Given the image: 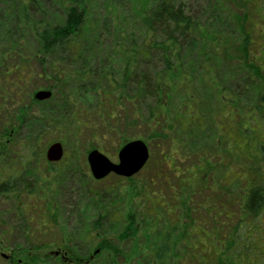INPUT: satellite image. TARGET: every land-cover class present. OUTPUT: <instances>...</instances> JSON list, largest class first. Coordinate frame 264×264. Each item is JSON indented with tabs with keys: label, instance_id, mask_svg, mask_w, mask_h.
<instances>
[{
	"label": "trees",
	"instance_id": "1",
	"mask_svg": "<svg viewBox=\"0 0 264 264\" xmlns=\"http://www.w3.org/2000/svg\"><path fill=\"white\" fill-rule=\"evenodd\" d=\"M90 1L0 0V247L15 253L0 264H264L247 235L264 212V143L240 195L208 173L228 129L264 128V0L198 12L132 0L135 17L116 7L101 24ZM41 89L52 97L36 100ZM244 98L255 104L243 122ZM135 141L149 151L139 173L109 175L115 187L86 174L90 152L119 161ZM54 142L58 163L46 159ZM164 165L175 182L165 188ZM201 166L199 190L189 170ZM143 174L140 206L127 210L124 183Z\"/></svg>",
	"mask_w": 264,
	"mask_h": 264
},
{
	"label": "rangeland",
	"instance_id": "2",
	"mask_svg": "<svg viewBox=\"0 0 264 264\" xmlns=\"http://www.w3.org/2000/svg\"><path fill=\"white\" fill-rule=\"evenodd\" d=\"M209 0H183L190 8H192L194 11L198 12L199 9H204L208 5ZM247 0H240L239 7H243L246 10V5L248 3H245ZM251 1H257V0H251ZM52 2L49 3L47 6L48 9H52ZM116 7L122 8L121 15H125L127 17H135L134 14V8L135 3L132 0H91L89 3V20L96 21V23L101 24L104 20L107 19V17H110V14H112ZM232 9L233 7L230 6ZM3 5L0 3V16L3 13ZM1 19V17H0ZM264 29V28H263ZM264 32V30H262ZM25 42H28L27 46L30 48L34 47V43L30 38H26ZM226 79L228 80H237V77L234 76H228ZM44 90V89H41ZM40 91V90H39ZM38 92V91H37ZM255 103L251 104V101L249 102L247 98H244L241 100L240 105L242 106L241 109V117L243 118V122L246 120V117L248 114H250V110L253 109ZM209 108L208 110H210ZM216 114V113H215ZM218 114V113H217ZM260 126V125H259ZM210 136V135H209ZM226 138H227V150L225 152L226 148V141L225 139L222 141V145L220 148V152H216V149L211 147V143L208 141L209 144H207L209 147H211V150L213 152L212 155V170L208 171L209 175L211 174L210 178L212 179L211 182L216 184L218 187H223L228 191V194H232L233 196L240 195V193L243 191V189L246 187L249 174L248 171L250 168L254 166V163L251 162L252 158H258L260 156L259 151V144L264 143V128H259L258 126L255 127H248L245 123L239 125H234L230 129L226 131ZM205 141L207 139L205 138ZM213 145V142H212ZM48 149V148H47ZM165 153L168 152V148L164 149ZM216 155V156H215ZM111 160L114 163H119L118 156H109ZM177 154V158H178ZM159 161V155L153 160L152 166H158ZM181 164V163H180ZM260 168H264V164H260ZM203 170H205L204 166H201L200 169L192 168L190 173L193 175L192 182L195 181L196 188L201 190L202 188H205L204 180L205 176L203 173ZM164 175L165 179H162L161 187L163 184V188L167 187V181H169V186L174 185V179L173 176L170 174L169 169L166 165H164ZM89 176L91 174V171L86 172ZM90 176V177H91ZM146 175L143 174L141 176L133 178L134 181H127L124 183V192L129 193V199H133V204H128L127 210L137 209L138 206H140V200L142 199V195L140 196L142 192V186H143V180L145 179ZM240 179V180H238ZM264 182V171L260 173V177ZM116 178L110 176L107 178L104 182L105 186L115 187L117 185ZM204 185V186H203ZM203 186V187H202ZM159 189V186L154 187L153 189ZM212 186L210 187V189ZM198 194H201L200 191ZM131 195V196H130ZM62 199V198H61ZM69 197L65 194L63 201L66 203H69ZM195 200H199V196L195 197ZM7 223H9L8 220L5 219ZM247 235L250 236L256 243V245L259 247V249H262L264 247V212L262 217L259 219L258 224H251ZM7 238V237H6ZM10 242L14 241V244L23 245V238L21 236H16L12 239H9ZM2 242V241H1ZM10 243H7V245ZM12 246V243L10 244ZM16 247V245H15ZM264 251V249H262ZM14 253V249L10 247H6L4 244V248L0 247V256L6 258L7 260L12 259ZM21 259L20 257L17 259Z\"/></svg>",
	"mask_w": 264,
	"mask_h": 264
},
{
	"label": "water",
	"instance_id": "3",
	"mask_svg": "<svg viewBox=\"0 0 264 264\" xmlns=\"http://www.w3.org/2000/svg\"><path fill=\"white\" fill-rule=\"evenodd\" d=\"M52 97V92L40 90L35 99L45 101ZM65 156L61 142L52 143L46 151V159L51 163L60 162ZM149 159L148 147L142 141H135L124 147L119 153V163H114L109 157L95 150L88 155V164L95 180H103L111 174L122 177H132L139 173Z\"/></svg>",
	"mask_w": 264,
	"mask_h": 264
}]
</instances>
